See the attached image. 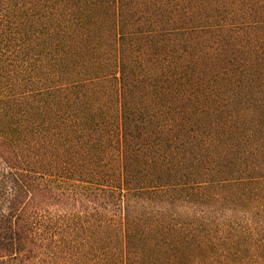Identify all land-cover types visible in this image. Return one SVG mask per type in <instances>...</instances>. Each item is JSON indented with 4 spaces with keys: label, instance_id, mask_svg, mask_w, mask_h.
Segmentation results:
<instances>
[{
    "label": "trees",
    "instance_id": "trees-1",
    "mask_svg": "<svg viewBox=\"0 0 264 264\" xmlns=\"http://www.w3.org/2000/svg\"><path fill=\"white\" fill-rule=\"evenodd\" d=\"M0 264H264V0H0Z\"/></svg>",
    "mask_w": 264,
    "mask_h": 264
}]
</instances>
